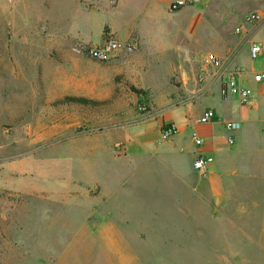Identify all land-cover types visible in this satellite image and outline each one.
<instances>
[{"label":"crops","instance_id":"0c3cea01","mask_svg":"<svg viewBox=\"0 0 264 264\" xmlns=\"http://www.w3.org/2000/svg\"><path fill=\"white\" fill-rule=\"evenodd\" d=\"M47 1L0 6L10 72L49 75L54 68L66 76L70 69L58 89L83 97L102 69L113 90L123 75L130 92H149H131L129 100L151 109L77 140L70 175L54 171L55 182L46 167L27 179L31 162L11 168L7 195L0 194V264H264V81L254 80L264 72V50L262 67L250 60L251 44L264 45V4L249 12H260L261 20L235 36L240 27L224 26L238 14V0H195L176 12L173 0H52V14ZM104 28L134 43V51L116 52L108 62L90 59L86 47L103 40ZM208 53L228 72L242 69L247 105L221 96L220 76L198 83ZM208 110L213 120L198 123ZM167 122L180 128L171 139L161 134ZM230 122L236 129L226 127ZM194 131L204 140L200 147ZM200 154L212 158L205 180L194 169ZM159 182H166L163 191ZM48 196L67 207L55 213L53 226Z\"/></svg>","mask_w":264,"mask_h":264},{"label":"rangeland","instance_id":"374dc122","mask_svg":"<svg viewBox=\"0 0 264 264\" xmlns=\"http://www.w3.org/2000/svg\"><path fill=\"white\" fill-rule=\"evenodd\" d=\"M31 1L43 2V0ZM47 2L48 13L52 14L55 4L52 0ZM238 2L243 3L238 14L231 20L229 18L224 27L235 31L238 26L243 34L249 26L245 22L246 14L252 9H260L264 3L254 0H238ZM7 3L8 0H0V6L5 7ZM1 13L0 9V194L6 196L5 181L8 175L11 174V177L14 175V169L11 168L15 165L24 161L31 162L30 167H26L28 169L25 175L27 179L37 176L38 170L46 167L48 182H55L57 179L52 175L54 171H61L63 176L70 175L73 159L71 151L78 145L77 140L98 131L110 129L109 127H114L116 121L124 122L132 116L131 112L133 114L146 113L151 108L147 104V109L143 110V102L129 100L130 93L133 91L130 92L125 76L116 78L115 81L122 85L113 90L107 78L102 75L104 71L97 68L95 69L96 88L86 92L89 96L83 97L103 101L106 104L96 107L74 104L54 106L53 102L56 100L66 96H75L73 91L58 89L59 78L70 80V69L67 70L66 76L55 74L54 68L49 75L12 74L8 66L12 63L7 49L9 29L6 14L1 16ZM107 32L108 29L104 28L105 36L108 35ZM151 34L158 35L160 31L156 30ZM241 34L238 33L235 36H241ZM124 44L129 46L132 43ZM122 50L131 52L127 48ZM260 58L250 60L254 66L262 67L263 62ZM173 81L171 78L168 82L173 84ZM110 118L112 122H108ZM15 177L21 176L15 175ZM67 181V177L63 179V182ZM159 184L161 185L160 191H163L166 182H159ZM2 201L3 205L7 206L6 199ZM65 205V202L56 201L53 196L47 197L48 226L54 225L56 212L67 210ZM164 205L170 207L165 202ZM165 206L160 204L159 210H169ZM49 237L51 236L48 235ZM48 251H50L49 246Z\"/></svg>","mask_w":264,"mask_h":264},{"label":"built area","instance_id":"2783aa9c","mask_svg":"<svg viewBox=\"0 0 264 264\" xmlns=\"http://www.w3.org/2000/svg\"><path fill=\"white\" fill-rule=\"evenodd\" d=\"M195 0H173L171 4V11H176L179 8H184L190 4H193ZM261 1V0H254ZM262 18L260 12L255 11L249 13L245 17V22L248 25H253L260 21ZM237 33H241V28H238ZM127 48L129 51L135 49V44L126 45L122 43L114 35H106L103 40L97 45H91L86 47V54L90 59L98 62L110 61L116 52L122 51ZM264 50L263 42L254 41L250 46V56L252 60H257L262 56ZM242 74L241 68H235L232 71H226L223 60L214 53H208L201 59V70L197 76L198 83L202 84L206 81L209 75L220 76L223 79L220 93L223 98H230L236 96L242 105H247L250 99V90L243 87L240 82V76ZM255 82L261 83L264 81V72H257L254 76ZM148 105L144 103L142 109L146 110ZM215 117L213 110L206 111L202 116L197 119L200 124L209 123ZM237 124L230 122L227 124L229 130L236 129ZM180 133V128L173 122H167L163 125L161 134L164 139H171ZM192 139L197 147L204 144V140L200 137L197 131L192 133ZM233 143V140H230ZM212 158L200 154L194 161V169L203 180L207 179L210 173V165Z\"/></svg>","mask_w":264,"mask_h":264},{"label":"trees","instance_id":"16d2710c","mask_svg":"<svg viewBox=\"0 0 264 264\" xmlns=\"http://www.w3.org/2000/svg\"><path fill=\"white\" fill-rule=\"evenodd\" d=\"M183 8V7H182ZM182 8H179L176 11L181 10ZM132 91L137 93L138 95H148L147 91H144L142 89H138L136 87H132ZM66 104H74V105H80V106H87V107H96V106H102L106 104V102L103 101H96L92 99H88L85 97H76V96H66L62 99L56 100L53 102L54 106H62Z\"/></svg>","mask_w":264,"mask_h":264}]
</instances>
